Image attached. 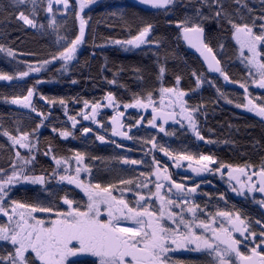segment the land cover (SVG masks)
<instances>
[{"label": "snow or ice", "instance_id": "snow-or-ice-1", "mask_svg": "<svg viewBox=\"0 0 264 264\" xmlns=\"http://www.w3.org/2000/svg\"><path fill=\"white\" fill-rule=\"evenodd\" d=\"M95 2L96 0H73L71 3L70 0H46V3L45 0H9L17 22L42 33L46 29L56 32L59 50L49 54L48 58L26 63L27 70L17 72L15 77L0 73V80L24 82L30 74L40 73L54 62H61V71L67 72L68 66L77 58L78 50L86 42L91 18H86L85 10ZM137 2L167 12L175 0ZM233 2L239 7L234 12H229L225 9V0H189V5H195L191 9V14L177 20L175 25L183 40L203 57L207 69L212 73H219L224 81H229L228 73L221 66V60L210 46V41L206 42L204 27L206 21H213L220 29L227 25L226 30L230 31L231 38L238 45V57L246 67V80L256 85L258 89L264 90V10L256 16L252 14L253 9L245 0ZM29 5L31 7L27 13L20 10ZM55 6H62V11L60 9L54 11ZM242 9L246 10L250 23ZM3 10L0 8V11ZM40 11L45 13L43 19L47 20L46 25L38 23ZM58 15L63 19L64 25L67 24L70 15L74 16V23L78 22V31L74 33V38L71 35L58 34L62 27L57 23ZM234 15L238 19H234ZM153 29L152 23L145 22L135 34L129 32L127 39L114 40L111 43L125 50L139 49L144 45L159 48L161 42L151 39ZM93 46L103 48L105 45L94 43ZM219 47L223 51V43ZM0 51L6 52L9 57L16 55L12 48H6L2 43ZM92 55L95 56V52ZM165 71L161 64L158 79ZM191 75L195 77L199 86L203 73L198 74L193 70ZM180 82L181 77L176 75L173 87L161 86L158 92L155 89H145L143 94L133 93L131 102L123 103V108L145 110L150 108L151 119L147 120V124L154 129L158 128L159 132L165 135H171L165 132L164 125L168 121L179 123L182 128L186 121L187 128L197 139L203 141L205 138L201 135L196 120L202 108L199 105L196 107L188 105L185 99L188 93L180 89ZM41 83L44 81H36V85ZM72 83L76 81L73 80ZM208 83L214 86L212 81ZM240 87L244 90L243 99L246 103H237L236 107L247 109L264 122V96H251L248 83H240ZM35 93V86L27 87L26 95H13L10 103L30 109L31 113L36 114L39 123L28 131L17 122L14 134L6 129L0 132L8 141L5 150H11L12 153L8 158L7 167H0V218H6L0 222V241L10 246V249L0 253V264H86L88 258H93L91 264H176L171 260V255L178 249L204 252L212 258V264H264V222L242 218L243 214L240 211H207L209 207L207 203L202 208L195 202L200 184L190 181L187 176L178 183L169 171V163H162L156 158V153H163L176 168L182 167V162L187 161L188 168L196 175L219 173L223 178L226 171L231 191L245 198L249 193L264 194V160L259 166L251 163L233 166L219 161L212 155L175 151L158 143L157 138L152 136L140 141L145 147L150 145L145 156L151 155V163L148 170L141 172L135 180L119 178L116 183L106 185L92 183L91 179L86 182L81 178V174L87 173L91 176V169L84 164L85 155L79 151L74 155L76 162L74 172L70 169V160L73 157H58L52 154L50 159L56 167L52 168L48 175H35L37 155L40 154L39 129L45 126V121L52 118L51 108L57 103L56 98L40 96L50 109L46 115L34 106ZM103 99L106 105L100 101L92 103L84 100V108L78 115H82L84 120L100 124L96 120L98 111L105 106L111 107L113 115L108 117V120L112 137L133 140L130 131L134 127L143 126L142 121L145 118L141 116L126 126L122 120L125 113L119 111L120 102L114 94L108 92ZM58 103L65 108L67 115L65 99L60 98ZM89 107L91 115L84 111ZM67 118L72 121V127L75 128L76 117ZM100 127L104 129L105 135L97 134L96 139L105 142L107 128L104 124H100ZM57 131L55 127L52 128V132ZM91 132L92 129L88 127L82 128L83 134ZM71 135L69 131H59L62 138ZM110 143L123 148V144H117L115 139ZM20 150H24V154ZM52 152L53 148L49 145L42 154L49 156ZM117 159H122L124 165L141 166L145 163L144 160L119 157ZM213 165L216 167L213 168ZM61 168L64 174H61ZM42 172H47V169H42ZM69 172L71 174H68ZM51 180H56L57 185H51ZM63 182L75 185L85 199H69L65 194L60 197L62 203L58 205L52 199L55 196L52 189L59 187ZM25 184L40 185V191L47 193V196L44 199L37 196L31 203L12 199L10 193L13 188ZM128 192H133L134 204L125 199ZM206 195L209 201L217 199L211 194ZM218 199L227 203L223 192L218 194ZM253 201L264 207V199L256 201L253 196ZM42 215L44 218H41ZM253 223L260 227L258 233L253 229Z\"/></svg>", "mask_w": 264, "mask_h": 264}, {"label": "trees", "instance_id": "trees-1", "mask_svg": "<svg viewBox=\"0 0 264 264\" xmlns=\"http://www.w3.org/2000/svg\"><path fill=\"white\" fill-rule=\"evenodd\" d=\"M71 2L73 0H70ZM245 2L253 9V15L258 16L261 10H264L262 0H245ZM194 6L189 5V0H175L174 5L170 6L166 12L163 9L142 8L129 0H96L89 6V9L85 10L86 18H91L86 42L78 50L77 58L68 66L67 72L61 71V62H54L40 73L30 74L24 82L0 80V125H2L0 132L6 129L14 134L17 122L28 131L39 123L36 114L31 113L30 109L10 103L13 95H26L27 87H36L33 104L46 115L49 114L50 109L46 106V101L40 99V96L57 100L55 106L51 108L52 118L45 121V126L39 129L40 154L37 155L35 175H48L52 168L56 167L50 159L52 154L58 157H72L75 152L79 151L85 155V163L91 169V176L88 175V180L91 179L92 183L102 185L116 183L119 179L118 174L110 168V162L116 151L113 146L116 144L107 140L111 133L108 117L113 115V109L105 106L97 113L96 120L107 128L106 140L100 142L92 132L82 133L85 122L83 116L78 114L84 108L83 101L88 100L92 103L100 101L106 105L103 97L108 92H112L120 102L119 111L125 113L122 120L126 126L134 123L141 116L145 118L143 121L147 122L150 119L148 114L143 115L139 109H124L123 103L131 102L133 93L143 94L145 89H155L158 92L161 86H175L176 75L181 77L180 89L188 93L185 97L188 105L192 107L199 105L202 108L196 120L199 131L205 139L203 141L197 139L185 125L183 128L177 126L176 129L171 126L166 127L165 132L171 135L151 131L150 138L155 136L157 142L164 145L169 141V147L171 146V149L175 151L212 155L219 161L233 166H243L245 163L260 165L264 160V122L247 109L236 107V104L246 103L243 99L244 90L240 87V83L249 84L248 91L251 96L260 97L264 96V93L246 80V67L238 57V45L231 38L230 31L226 30L227 25H224V29H220L213 21H206L204 27L206 42L210 41V46L228 73L229 81H224L219 74H211L200 59L187 49L175 22L184 19L186 14H191ZM30 7L31 5L20 10L27 13ZM238 7L239 5H236L233 0H225L227 11L234 12ZM0 8L4 9L0 11V43L6 48H12L16 53L14 57H9L6 52L0 51V73L15 77L17 72L27 70L26 63H35L38 59L48 58L49 54L59 50L56 44V32L46 29L42 33L17 22L9 0H0ZM242 12L245 13L250 23L246 10L242 9ZM44 16L45 13L40 11L38 23L47 24V20L43 19ZM233 18L238 19L235 15ZM145 22L154 25L151 39L159 40L161 47L144 45L139 49L125 50L111 43L114 40L127 39L129 32L135 34ZM57 23L62 25L59 35H71L74 38V33L78 31V22L74 23L73 15H70L66 25L58 15ZM94 43L105 46L103 48L94 47ZM221 43L224 45L223 51L219 47ZM93 52L95 56L92 55ZM161 64L166 71L158 79ZM193 70L198 74L203 73L202 83L199 86L196 84L195 77L191 75ZM37 80L44 81V83L36 85ZM73 80L76 83H72ZM110 81H115V83H110ZM208 81H212L214 86ZM60 98H64L67 102V115H65V108L58 103ZM156 99L158 100V96ZM228 100L233 102L228 103ZM84 111L86 113L90 111L91 114L90 107ZM68 116L76 117L78 125L75 128L70 126L69 122L72 121L66 118ZM92 123L97 126L95 129L91 127L90 129L104 131L100 124L94 121ZM53 127L58 131L52 132ZM64 130L71 132L72 135L67 138L60 137L59 131ZM135 138L139 139L140 136L135 135ZM209 140L213 142L207 143ZM139 141L141 140L136 142L133 140L134 146H139ZM7 145V138L0 135V167H7L8 158L12 154L11 150H5ZM49 145L52 146L53 152L49 156H44L42 153ZM20 151L24 154V150ZM157 159L163 163L168 158L164 157L163 153L157 152ZM145 163L147 164L146 160ZM213 166L216 167V165ZM42 169H47V172H42ZM139 173L136 172L132 179L135 180ZM57 183L56 180H51V185L56 186ZM40 189V185H17L10 196L21 202L31 203L36 200L37 196L40 199L47 196V193L41 192ZM216 189L221 190V188ZM52 190L55 193L52 199L58 205L62 203L60 197L65 194L69 199H85L79 189L74 185H67L66 182L59 187H53ZM256 197L263 199L257 193ZM246 199L248 215H251L250 211L253 210L264 219L263 210L253 205L249 197ZM41 218H44L43 215ZM5 249H10V246L6 242H0V253H3ZM86 264H91V259L88 258Z\"/></svg>", "mask_w": 264, "mask_h": 264}, {"label": "flooded vegetation", "instance_id": "flooded-vegetation-1", "mask_svg": "<svg viewBox=\"0 0 264 264\" xmlns=\"http://www.w3.org/2000/svg\"><path fill=\"white\" fill-rule=\"evenodd\" d=\"M92 133L96 137L97 134L104 135L105 132L102 130H92ZM147 162H149V164L144 163V165L141 166L127 165V167L131 166V168L133 169L143 168L144 171L142 172H146L148 170V166L150 165V160H148ZM163 163H169L170 165L169 171L172 172L173 179H175L178 183L182 182L184 177L187 176L190 179V181H194L200 184V189L198 190V193L195 195V202L200 204L202 208L206 203L209 204L207 211H212V212L217 210H229L234 212L240 211L243 214L242 218H247L248 220L250 219V221L254 222L255 220H261V221L264 220L262 219V216H260L257 212H253V210L250 211L251 215H248L249 209L247 206V199L244 196L237 195L236 193L231 191V188L229 187V184L227 182L226 171L224 172V176L222 179H219V177H221L219 173H214V174L207 173L206 177L197 178V177L188 176L184 173V167L186 166V164H188L187 161L182 162V167L180 168H176L174 164L168 159L164 160ZM121 165L123 167L126 166L124 164ZM212 167L214 168V166ZM137 177H139V175ZM189 186H191V184H189ZM216 188H221V190H217ZM220 192L225 193V198L227 203H225L224 201H220L218 199V194ZM206 194H211L213 197H217V199H212L211 201H209L208 196ZM125 199L132 201L134 204L133 192L126 193ZM252 227L255 231H257V233L260 231V227L255 225L254 223L252 224ZM237 238H239L238 234H237ZM89 259L92 260L93 258H89ZM171 260L175 261L176 264H212V258L209 257L206 253L191 251L188 249L175 250L171 255Z\"/></svg>", "mask_w": 264, "mask_h": 264}, {"label": "rangeland", "instance_id": "rangeland-1", "mask_svg": "<svg viewBox=\"0 0 264 264\" xmlns=\"http://www.w3.org/2000/svg\"><path fill=\"white\" fill-rule=\"evenodd\" d=\"M57 9H60L62 11V6H55L54 7V11H56ZM261 91L264 93V90H261ZM87 114L91 115L90 114V111H88ZM83 121L85 122L84 123L85 124V127H89V128L91 127L93 129H95V127L97 126L96 124L92 123L91 120H83ZM69 123H70V126L72 127V122H69ZM77 125H78V123H77ZM142 125L143 126L134 127L130 131V133H129L130 135H132L134 137V139H133L134 142L138 141L139 139L140 140H142V139H149L150 138V135H152L151 134L152 132H155L156 133V132L159 131L158 128H155V129L152 128L150 125L147 124V122L142 121ZM184 125L187 126V122L186 121L184 122ZM170 126L173 129H176L177 126H180L181 127V125L179 123H176V122H173ZM135 135H139L140 138L139 139H136L135 138ZM107 140L110 141L109 138ZM133 140H128V142H126V144H123V148H118V147H116V145L113 146V148H116V151L117 152L114 151V156H113V158H112V160L110 162V168L112 170H114L115 172H117L119 178L132 179V177L135 175L136 171L137 172L138 171L139 172H142V171H144V169L143 168L133 169V168H131V166L130 167H127V165L125 167H123V166H121V164H123V160L122 159H117L118 157L119 158H127V159H130V160L131 159L144 160V161L145 160H147V161L148 160H151V155L145 156V152L148 151V148L150 146L145 147V146H143L140 143V141H139V146H134ZM168 142H167V144H165L166 147H169ZM117 144H120V143H117ZM170 148H171V146H170ZM113 150H115V149H113ZM72 157H73V159L70 160V169L72 170V172H74V169L76 167V162L74 160V156H72ZM156 158H157V153H156ZM84 164L87 166V164L85 163V161H84ZM147 164H149V162H147ZM60 172H61V174H64L63 173V168H61ZM68 174H71V172H69ZM211 174H214V173H211ZM81 178L82 179H85V181L87 182L88 181V174L87 173H82L81 174ZM219 179H222V177H219ZM25 185H30V184H25ZM253 196H255V200L256 201L261 200V199H258L256 197V193H249L247 195V197H249L251 199V203L253 205H255V206H259L263 210V212H264V207H262L259 204L255 203L253 201ZM5 219L6 218H0V222H3V220H5ZM0 242H3V241H0Z\"/></svg>", "mask_w": 264, "mask_h": 264}, {"label": "water", "instance_id": "water-1", "mask_svg": "<svg viewBox=\"0 0 264 264\" xmlns=\"http://www.w3.org/2000/svg\"><path fill=\"white\" fill-rule=\"evenodd\" d=\"M129 1L133 2L134 4H136V5H138V6L142 7V8H151V7H148V6H145V5H143V4L138 3L137 0H129ZM180 36H181V35H180ZM181 39H182V41L185 43L187 49H188L193 55H195L196 57H198V58L200 59V61L202 62V64H203V65L205 66V68L207 69V64L204 62L203 57L200 56V53L197 52L196 49L192 48V47H191L186 41H184L183 38H182V36H181ZM221 66H222V65H221ZM207 70H208V69H207ZM208 71H209V70H208ZM209 72H210V71H209ZM210 73L213 74V75H218V74H219V73H212V72H210ZM107 107H108V106H107ZM140 110H141V112H142L143 115L146 114V113H148V115H149V117H150V119H151V109H150V108L147 109V110H145V109H140ZM172 123H173V121H168V122L164 125V127H168V126H170ZM117 138H119V137H117ZM119 139L122 140V138H119ZM124 140H126V139H123V141H124ZM184 173H185L186 175H188V176L197 177V178H204V177H206V175H207V173H202V174H200V175H196V174L192 173V172H191V169L188 168V164H186V166L184 167ZM257 194H258L260 197L264 198V194H261V193H259V192H257Z\"/></svg>", "mask_w": 264, "mask_h": 264}]
</instances>
